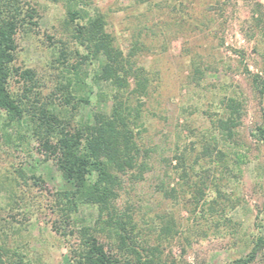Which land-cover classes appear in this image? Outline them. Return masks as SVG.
I'll use <instances>...</instances> for the list:
<instances>
[{
	"label": "rangeland",
	"instance_id": "obj_1",
	"mask_svg": "<svg viewBox=\"0 0 264 264\" xmlns=\"http://www.w3.org/2000/svg\"><path fill=\"white\" fill-rule=\"evenodd\" d=\"M26 1L36 11L17 36L15 67L31 70L34 81L14 76L12 91L30 104L37 102L34 92L62 104L73 127L96 113L110 115L120 91L129 98L140 153L148 154L131 167L112 165L120 213L130 215L140 237L171 229L172 245L164 246L170 264H236L249 256L264 240V147L252 135L264 98L251 78H264V0ZM72 8L84 18L104 16L114 46L132 55L131 71L144 69L146 96L130 94L131 79L118 86L102 76L108 59L88 57L70 21ZM31 85L33 93H26ZM232 99L244 116L231 141L218 123ZM5 122L0 112L1 242L24 264H75L80 230L95 224L98 211L80 205L67 217L56 194L68 186L32 124ZM208 145L212 158L203 157ZM251 264H264V243Z\"/></svg>",
	"mask_w": 264,
	"mask_h": 264
},
{
	"label": "trees",
	"instance_id": "obj_2",
	"mask_svg": "<svg viewBox=\"0 0 264 264\" xmlns=\"http://www.w3.org/2000/svg\"><path fill=\"white\" fill-rule=\"evenodd\" d=\"M46 1L60 3L69 0ZM139 1L144 3L151 0ZM26 3L29 2L0 0V112L5 114L6 128L14 123L22 125L25 120L27 124L30 122L34 138L55 160L68 186L66 190L56 194L62 206L61 211L67 217L80 205L93 206L98 211L95 224L81 228V243L75 252L72 251L75 255L72 259L75 264H170L164 246L172 245L171 229L163 226L155 237H140L135 227L130 225V215L120 213L115 205L119 185L112 165H116V170L124 168V164L131 167L139 156L148 155L146 151L140 153L137 143L139 134L134 133L136 123L130 120L132 113L128 105L129 98L120 91L115 93L110 115L96 113L91 122H80L73 127L68 119L72 113L66 108L63 109L62 104L60 106L43 102L40 92H34L37 104H30L31 100L26 95L19 96L12 91L11 81L14 76H20L27 82L34 81L31 70L21 72L15 67L17 36L26 28L28 19H32L36 11L32 7L25 8ZM69 17L71 23L75 24L76 39L86 47L88 57L95 59L104 54L108 59V66L102 76L113 80L118 86L122 83L121 80L128 82L131 79L133 88L130 94H136L139 98L146 96L149 79L144 69L131 71L129 66L132 55L127 57L114 46L111 35L106 32L104 16L96 13L92 17L86 14L84 18L81 10L72 8L69 10ZM121 69L124 71H119ZM121 72L123 76L120 77ZM251 78L255 91L263 99L264 78L259 74H253ZM32 86L28 91L25 89V92L33 93ZM229 108L231 111L228 117L220 119L218 126L223 130L224 138L232 141L242 123L244 110L242 103L236 99L230 100ZM134 117L140 118L138 111ZM262 119L252 135L264 147V115ZM122 151L125 152L120 155ZM214 151L211 145L206 146L203 157L212 158ZM218 154L217 159L221 157L225 163V154L222 151H218ZM176 158L182 165L183 157ZM263 243V238H259L250 255L237 259L235 263H253ZM22 259L21 254L11 253L0 239V264H24Z\"/></svg>",
	"mask_w": 264,
	"mask_h": 264
}]
</instances>
